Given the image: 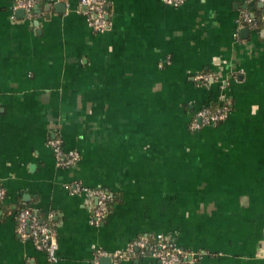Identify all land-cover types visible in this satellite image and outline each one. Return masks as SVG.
<instances>
[{"label": "crops", "instance_id": "obj_1", "mask_svg": "<svg viewBox=\"0 0 264 264\" xmlns=\"http://www.w3.org/2000/svg\"><path fill=\"white\" fill-rule=\"evenodd\" d=\"M106 1L96 32L81 0H41L31 19L0 0V264H109L100 251L156 234L202 252L195 264H264V28L242 21L262 5ZM222 94L228 118L193 131ZM54 136L75 166L58 164ZM75 184L112 195L102 224ZM24 207L56 229L55 263L19 235Z\"/></svg>", "mask_w": 264, "mask_h": 264}, {"label": "built area", "instance_id": "obj_2", "mask_svg": "<svg viewBox=\"0 0 264 264\" xmlns=\"http://www.w3.org/2000/svg\"><path fill=\"white\" fill-rule=\"evenodd\" d=\"M41 0H14L12 4L13 12L19 9L25 11L27 19H31L36 5ZM170 6H181L186 0H163ZM253 2L262 3L263 15L261 18L256 17L253 13L245 11L242 15V21L245 25L253 30L264 28V0H252ZM85 13L88 17L90 27L96 32H103L109 29L111 25L110 12L106 0H81ZM211 76L206 73L196 75V79L206 86H210ZM228 99L222 94L216 103L219 107L211 109L205 104L198 109L190 123L193 131L201 130L208 125H218L221 121L226 120L231 111ZM48 144L52 149L58 164L64 167L75 166L80 161L78 151H66L61 138L52 137ZM75 192L85 193L90 201L95 202L93 206L92 223L95 225L102 224L111 212L110 201L112 195L103 188H88L81 184H75ZM6 197L5 189L0 184V204ZM16 223L19 235L23 239H33L38 249L48 254L49 260L55 263L58 260V240L56 229L49 223L42 221L31 208L26 207L16 212ZM100 256H111L114 264H120L123 259L134 258L139 255L149 256L154 259V264H195L202 255V252L185 250L177 242L170 239L164 234L142 235L130 242L126 250H117L112 253L102 250Z\"/></svg>", "mask_w": 264, "mask_h": 264}, {"label": "trees", "instance_id": "obj_3", "mask_svg": "<svg viewBox=\"0 0 264 264\" xmlns=\"http://www.w3.org/2000/svg\"><path fill=\"white\" fill-rule=\"evenodd\" d=\"M41 3V2H40ZM108 9H109V6H108ZM256 17H258V18H261L262 17V15H263V8H260V7H257L256 6V8L255 9H253V10H250ZM109 12H110V9H109ZM260 29H263V28H260ZM227 103H230V105H231V109L230 110H232L233 108H232V101L231 100H228V102ZM211 109H217L219 106L216 104V103H214V102H212L211 104H209L208 105ZM231 112V111H230ZM230 112H229V114H230ZM229 116V115H228ZM228 118V117H227ZM226 118V119H227ZM225 120H223V121H221L219 124H221V123H223ZM113 202H114V198L112 197V200L110 201V206L112 207V205H113ZM3 204H4V201L0 204V207H2L3 206ZM24 208H26V207H24ZM20 209H23V208H19L18 210H20Z\"/></svg>", "mask_w": 264, "mask_h": 264}, {"label": "water", "instance_id": "obj_4", "mask_svg": "<svg viewBox=\"0 0 264 264\" xmlns=\"http://www.w3.org/2000/svg\"><path fill=\"white\" fill-rule=\"evenodd\" d=\"M262 5V3H260ZM40 4L36 5V7H38ZM35 7V8H36ZM51 7V4H48L47 5V8H50ZM55 7L57 9L58 12H65L66 11V4L64 2H57L55 4ZM17 12V15L20 16V17H24L25 16V11L23 9H19L16 11ZM102 262H109V264H112L113 263V259L111 257H106V258H103L102 259Z\"/></svg>", "mask_w": 264, "mask_h": 264}]
</instances>
